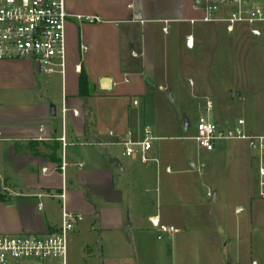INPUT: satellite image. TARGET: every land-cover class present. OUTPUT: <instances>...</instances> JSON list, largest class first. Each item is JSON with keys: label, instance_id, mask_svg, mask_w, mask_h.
<instances>
[{"label": "crops", "instance_id": "obj_1", "mask_svg": "<svg viewBox=\"0 0 264 264\" xmlns=\"http://www.w3.org/2000/svg\"><path fill=\"white\" fill-rule=\"evenodd\" d=\"M218 2L66 0L64 72L58 61L51 73L30 60L0 61V233H52L66 208L83 216L70 237L71 264H264V151L224 139L190 157L184 146L161 145L167 137L149 110L175 102L181 77L200 75L196 60L209 53L224 61L212 74L228 76L213 120L231 131L243 119L248 135H264V85L249 78L264 54L225 41L224 22L203 21L204 6ZM227 13L222 4L216 15ZM237 103V116L221 111ZM243 108H255L252 117ZM145 126L159 163L124 154L123 140L142 138ZM151 216L178 232L159 238Z\"/></svg>", "mask_w": 264, "mask_h": 264}, {"label": "built area", "instance_id": "obj_2", "mask_svg": "<svg viewBox=\"0 0 264 264\" xmlns=\"http://www.w3.org/2000/svg\"><path fill=\"white\" fill-rule=\"evenodd\" d=\"M222 4L228 8V13L219 18L216 12ZM204 10L203 21H222L228 33L235 32L238 23H245L252 35H262L264 0H219L218 4L207 3ZM70 16L66 0H0V61L30 60L49 73L56 71L58 61L60 71L64 72L67 59L66 23ZM187 46H194L192 35L187 37ZM212 109V101L207 100L204 112L195 122V134L185 138L193 139L203 151H212L215 143L224 139H244L251 147L264 151V135H248L243 129V119L238 120L234 130L224 131L213 120ZM154 139L151 127L145 126L142 138L123 140L125 156L138 157L143 163H159L151 155ZM259 173L264 196V165ZM82 220L81 214L64 208L61 224L52 233H0V264H71L70 237ZM149 220L159 238L178 232L175 226L164 224L158 216H151Z\"/></svg>", "mask_w": 264, "mask_h": 264}, {"label": "rangeland", "instance_id": "obj_3", "mask_svg": "<svg viewBox=\"0 0 264 264\" xmlns=\"http://www.w3.org/2000/svg\"><path fill=\"white\" fill-rule=\"evenodd\" d=\"M261 28L263 32L259 37L252 35L248 24L245 23H238L236 25V31L233 33H228L226 31V28L222 29L220 27L221 32L219 31V34L220 37H223L225 41L230 42L231 44L245 40L247 42V45L243 48L247 50V53L254 56H261L264 54V25ZM223 47L224 53L225 51L229 52L228 43L226 45H223ZM201 48L202 50L206 51L208 49L205 44H202ZM208 50H212L210 52H213V49ZM211 55L209 53H206L202 58H200V60H196V63H198L199 66H197L196 64V69L194 70L201 73L200 75L196 76L193 74H189L181 77L184 83L182 87L183 93H178L179 95L177 96L175 102H167L162 107L158 105L156 106V104L153 105L151 102L149 108L151 112L156 111V114L153 118L157 126L156 131L158 132V134L167 137L166 139H164V141L161 142V145L165 147L175 146L180 148L184 146L185 151H188L190 157L196 156L198 152L202 155V152L198 149L197 143L192 139L180 140L175 139V137H177L179 134H184V136H193L195 134V122L198 120L199 115L204 112V103L207 99L211 100L214 103L216 116L214 120H216L219 111V98H228V94L219 89V84L222 81L226 80L228 76H215L212 74V72L215 70V67H218L219 63L222 65L224 61L215 60ZM190 65L191 63L188 65L191 70L193 68H191ZM252 65L255 70L253 72V75L249 77L250 80L253 84H261L263 86L264 74L259 73V71H262L264 69V57L260 60H253ZM262 94L264 97V92H262ZM259 107L261 109H264V103ZM241 109L242 108H240L237 103V106L235 108L232 107L231 109L224 105L221 108V111L225 110L227 114L231 116H237L238 113H240ZM243 109L247 116L252 117V111L255 110V108ZM184 115L187 116V119L189 118L190 123V127L187 131H184L182 129L185 123L183 117ZM83 264L93 263L91 262L90 258H87V261L83 262Z\"/></svg>", "mask_w": 264, "mask_h": 264}, {"label": "trees", "instance_id": "obj_4", "mask_svg": "<svg viewBox=\"0 0 264 264\" xmlns=\"http://www.w3.org/2000/svg\"><path fill=\"white\" fill-rule=\"evenodd\" d=\"M88 77L86 75V73L84 71H82L81 73V77H80V93L82 95H84L86 93V88H87V85H88Z\"/></svg>", "mask_w": 264, "mask_h": 264}, {"label": "water", "instance_id": "obj_5", "mask_svg": "<svg viewBox=\"0 0 264 264\" xmlns=\"http://www.w3.org/2000/svg\"><path fill=\"white\" fill-rule=\"evenodd\" d=\"M170 97H171V96H170ZM52 110H53V112H54V114H55L56 112H55V107H54V106L52 107ZM186 124H187V126L189 127V120L186 121Z\"/></svg>", "mask_w": 264, "mask_h": 264}]
</instances>
